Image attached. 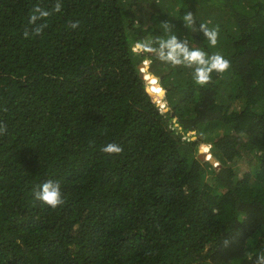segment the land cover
Returning <instances> with one entry per match:
<instances>
[{
  "label": "trees",
  "instance_id": "obj_1",
  "mask_svg": "<svg viewBox=\"0 0 264 264\" xmlns=\"http://www.w3.org/2000/svg\"><path fill=\"white\" fill-rule=\"evenodd\" d=\"M173 34L231 66L200 86L132 51ZM0 126V264L264 254V0H0ZM47 180L56 208L35 196Z\"/></svg>",
  "mask_w": 264,
  "mask_h": 264
},
{
  "label": "clouds",
  "instance_id": "obj_2",
  "mask_svg": "<svg viewBox=\"0 0 264 264\" xmlns=\"http://www.w3.org/2000/svg\"><path fill=\"white\" fill-rule=\"evenodd\" d=\"M61 5L57 3L55 10L59 11ZM35 12H39L40 16L46 17L49 15L48 12L42 11L39 7L34 9ZM37 19L35 15L31 17L30 22H34ZM184 26L195 30L194 25L196 20L194 19L193 13L189 11L184 17ZM79 22H73L70 27H78ZM161 27L168 32H171L174 27L167 21L162 22ZM39 30H37L38 32ZM199 31H201L210 45L215 47L218 42V29H209L204 24H200ZM25 37L28 33L25 32ZM158 47H153L151 42L137 41L132 51L136 52H150L155 53L157 58L161 61L172 64L173 66L185 65L189 68H194V80L197 85L204 86L211 82V74L215 71L217 73L226 72L231 66V62L224 58L221 54L216 53L211 56L207 55L203 50L198 48H190L188 40H179L176 35H170L167 39L158 40ZM6 130V126H0V134ZM183 139H186L184 137ZM108 155L120 154L123 149L116 143H109L101 149ZM40 190L36 192V199L42 201L44 204L51 208H56L62 205L65 201L62 198L61 185L59 181L47 180L39 186ZM256 264H264V254H261Z\"/></svg>",
  "mask_w": 264,
  "mask_h": 264
},
{
  "label": "rangeland",
  "instance_id": "obj_3",
  "mask_svg": "<svg viewBox=\"0 0 264 264\" xmlns=\"http://www.w3.org/2000/svg\"><path fill=\"white\" fill-rule=\"evenodd\" d=\"M237 166L238 167H240L241 169H245V167L244 166H246L245 164H243V162L241 163V164H237ZM244 171H246V169L245 170H243V171H241V172H244Z\"/></svg>",
  "mask_w": 264,
  "mask_h": 264
}]
</instances>
